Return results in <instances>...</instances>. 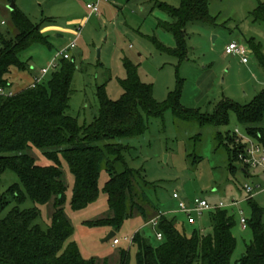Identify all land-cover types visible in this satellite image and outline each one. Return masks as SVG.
Listing matches in <instances>:
<instances>
[{
  "label": "rangeland",
  "instance_id": "1",
  "mask_svg": "<svg viewBox=\"0 0 264 264\" xmlns=\"http://www.w3.org/2000/svg\"><path fill=\"white\" fill-rule=\"evenodd\" d=\"M12 1L34 23L41 25L51 44L50 47L33 44L22 54V59L29 60L31 68L24 74L20 73L22 76L18 70L13 71L12 90H21L30 82V71L38 75L59 51L74 40L76 47L69 52L76 68L67 113L78 118L80 124H89L98 116L100 86L105 85L113 100L122 96L121 80L127 75L125 58L137 65L142 82L152 85L153 97L163 109L159 116L143 115L147 125L143 134L112 142L128 146L124 153L127 165L142 172L153 185L148 189L150 200L158 209L171 211L168 215L178 219L181 232L191 236L197 229L205 235L211 234L212 213L205 211L195 226L189 225L185 215L177 211L174 191L192 201L203 197L215 204L228 203L233 198L242 199V187L247 184L264 186L263 170L250 168L247 175L240 162L230 159L226 142L221 144L217 138L218 133L224 138L230 133L235 139L230 146L240 144L235 131L238 129L244 133V126L238 122L235 113H230L228 123L216 126L212 122L202 124L198 118L185 119L174 112L177 108L210 117L223 100L245 106L264 91V68L250 47L255 38L264 50V24L254 22L250 15L264 0H209L210 14L215 23L188 22L187 54L183 59L159 49L157 45L160 42L169 49L177 46L174 35L164 28L173 18L159 4L179 7L181 0H100L99 15L91 14L87 7L88 3L97 0H0L2 33L11 31L13 27ZM231 40L248 47V63L226 53ZM60 61L58 58L56 62L59 64ZM52 71L45 75L43 81L49 80ZM177 92L178 97L175 98ZM34 154L39 164H51L39 150L35 149ZM117 164L118 170L123 169L120 161ZM231 164L236 167L235 171L231 170ZM63 171L67 184L65 211L75 228L68 242H75L84 258L97 259L100 264L109 259L111 264H116L119 249L130 246L125 237H132L139 230L144 231L154 244L161 241L156 237V228L145 224L144 218L139 216L124 223L117 234L121 240L118 245H113V239L103 241L111 230L91 226L88 222L109 213L108 195L104 191L108 174L105 171L101 174L98 199L77 210L71 204L75 176L65 160ZM19 181L16 173L6 170L1 177L2 190ZM53 199L39 206L41 215L37 223L43 228L51 222ZM255 200L264 209V192L258 193ZM14 205L11 203L9 208ZM34 206L33 201L27 198L20 208ZM239 210H243L244 215L236 211L232 233L237 244L231 264H238L253 239L251 228L244 229L240 224L241 217H250L248 203H241ZM135 254L136 249L132 246V264H136Z\"/></svg>",
  "mask_w": 264,
  "mask_h": 264
},
{
  "label": "trees",
  "instance_id": "2",
  "mask_svg": "<svg viewBox=\"0 0 264 264\" xmlns=\"http://www.w3.org/2000/svg\"><path fill=\"white\" fill-rule=\"evenodd\" d=\"M159 5L173 18L164 28L174 35L177 46L169 49L157 42L158 48L183 59L187 54L188 22L215 23L209 0H181L179 7ZM11 11L12 30L0 32V87L10 89L13 71L31 68L22 54L33 44L51 46L40 24L17 6ZM250 15L254 22L264 24V2ZM254 42H250V47L264 68L262 44ZM124 67L127 75L121 80L122 96L113 100L105 85L100 86L99 114L89 124L82 125L78 118L67 113L76 68L71 58L61 59L48 81L27 86L10 96L0 95V264H100L97 259L84 258L78 245L68 242L75 228L65 211L67 184L63 160L75 176L71 202L74 209L95 202L102 172L109 176L104 186L109 213L89 221V225L108 227L116 232V238L128 219L139 216L147 224L159 216L154 228L163 234L161 241L154 244L144 231H137L130 246L119 249L116 264H132V246L136 249V264H231L237 244L232 233L236 210H210L213 232L205 235L195 229L187 236L179 229L176 217H170L152 203L148 189L153 185L144 174L127 165L124 153L128 146L112 142L140 136L147 128L143 115L159 116L163 110L153 97L152 85L142 82L137 65L125 58ZM174 112L182 118H198L202 124L212 122L216 126L228 123L233 112L244 131L264 146V91L245 106L223 100L210 117L177 108ZM217 138L221 144L226 142L230 159L240 162L243 144L231 147L235 139L230 133L225 138L218 133ZM35 149L51 164H39ZM119 161L123 164L121 170L117 167ZM6 170L16 173L20 181L2 190L1 177ZM231 170H236L232 164ZM242 170L249 175V167ZM27 198L35 206L21 209ZM52 199L51 222L43 228L37 223L41 215L39 206ZM13 202L15 205L9 208ZM246 202L251 212L247 228H251L253 239L238 264H264V209L255 196ZM101 264L111 263L105 259Z\"/></svg>",
  "mask_w": 264,
  "mask_h": 264
},
{
  "label": "built area",
  "instance_id": "3",
  "mask_svg": "<svg viewBox=\"0 0 264 264\" xmlns=\"http://www.w3.org/2000/svg\"><path fill=\"white\" fill-rule=\"evenodd\" d=\"M100 0L95 2H91L87 4V7L91 10V14L99 15L101 13L99 7ZM76 47V40L69 43L65 49L59 51L55 57L51 60L47 67H43L38 75H36L33 79V82L30 86H35L37 83L43 81L45 75H47L50 70H55L58 67V63L56 62L58 58L61 59H70V49ZM249 49L248 47L236 40H231L226 46V53L230 55L238 56L244 63L249 62L248 57ZM16 91L6 88L0 87V95H13ZM236 135L238 136V141L240 144H243L242 149L239 152V161L243 167L250 168H260L264 172V146L254 137L247 134L245 131L244 133H240L237 129L235 131ZM244 196L242 199L233 198L230 202H219L212 204L207 199L203 197H197L193 201L189 199V204L187 203V199L183 198L179 191L173 192V198L178 201V210L179 212L183 213L186 217V222L190 225H194L198 222L201 216L204 214L205 211H210L214 209H235L236 211L240 212V215H244L243 210H239V206L241 203L246 202L249 198L256 196L260 192H264V186L262 184L251 186L249 184L245 185L244 187ZM166 214V213H165ZM159 217V216H158ZM158 217L152 219L147 224H152L154 227L158 225ZM240 224L245 229L248 225V218L241 217ZM156 236L159 240L163 238V234L159 231L156 232ZM129 243H132V237H125ZM120 239L118 237L113 239V245H118L120 243Z\"/></svg>",
  "mask_w": 264,
  "mask_h": 264
},
{
  "label": "water",
  "instance_id": "4",
  "mask_svg": "<svg viewBox=\"0 0 264 264\" xmlns=\"http://www.w3.org/2000/svg\"><path fill=\"white\" fill-rule=\"evenodd\" d=\"M16 8V4L14 1H12V4L10 5V9L14 10ZM187 203L189 204V199H187ZM116 235V232L114 230H111L106 237L103 239V241H110L111 239H113Z\"/></svg>",
  "mask_w": 264,
  "mask_h": 264
},
{
  "label": "crops",
  "instance_id": "5",
  "mask_svg": "<svg viewBox=\"0 0 264 264\" xmlns=\"http://www.w3.org/2000/svg\"><path fill=\"white\" fill-rule=\"evenodd\" d=\"M2 22H3V21H2ZM4 22H5V21H4ZM4 22H3V23H4ZM26 71H27V70H26ZM26 71H18V72H19V74H20V73L24 74V73H26ZM30 74H31V75H30V76H31V77H30V82H29L28 84H26L24 87H22L21 89H23V88H25V87H27V86H30L31 83L33 82L34 77L37 75V74H35V73H32L31 71H30ZM17 75H18V74H17ZM20 75H21V74H20ZM21 76H22V75H21ZM26 76H27V75H25V77H26ZM28 76H29V75H28ZM18 91H20V90H18ZM18 91H17V92H18ZM243 196H244V194H243ZM170 212H171V211H165L166 214H169Z\"/></svg>",
  "mask_w": 264,
  "mask_h": 264
}]
</instances>
